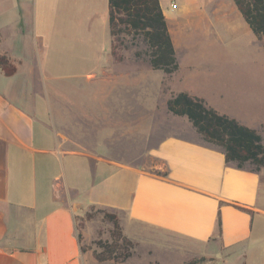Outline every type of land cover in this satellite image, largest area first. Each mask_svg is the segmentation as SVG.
I'll use <instances>...</instances> for the list:
<instances>
[{
  "label": "rangeland",
  "instance_id": "rangeland-1",
  "mask_svg": "<svg viewBox=\"0 0 264 264\" xmlns=\"http://www.w3.org/2000/svg\"><path fill=\"white\" fill-rule=\"evenodd\" d=\"M26 1L22 7L27 21L19 23L20 32L13 26L5 28L0 46L13 49L12 54L29 65L26 74L31 84L24 91L31 102L35 96L49 100V123L66 139L62 147L91 156L95 179L103 186L100 193L109 201H127L131 185L121 168L96 167L98 159L162 174L163 168L154 167L161 161L151 154L152 148L170 133L187 135L189 119L168 110L171 90L194 88L220 112L258 128L264 141V43L233 0H161L174 15L171 35L180 64L176 76L150 66L144 57L147 46L140 39L126 36L117 41L116 54L112 53L108 0H78L77 5L72 0ZM4 2L0 0V27L13 19L9 15L16 9ZM23 81L20 73L12 77L0 73V90L22 100ZM77 177L73 172L72 179ZM62 195L76 201L72 191ZM74 203L81 247L95 264H184L194 259L192 253L180 250L193 246L183 237L138 225L131 238L121 212L100 204ZM105 212L118 215L122 234L132 242L126 245L118 239V260L95 256L108 255V246L117 240L114 223ZM120 245L132 253L125 260L127 251Z\"/></svg>",
  "mask_w": 264,
  "mask_h": 264
},
{
  "label": "crops",
  "instance_id": "crops-1",
  "mask_svg": "<svg viewBox=\"0 0 264 264\" xmlns=\"http://www.w3.org/2000/svg\"><path fill=\"white\" fill-rule=\"evenodd\" d=\"M4 1L16 9L9 15L13 19L0 27L1 45L5 28L13 26L15 32L21 31L19 23L27 21L26 0ZM28 1L35 4L40 0ZM72 1V5L78 4V0ZM160 2L172 33L174 15ZM35 37L44 39L38 34ZM12 50L0 46V52H6L17 66L14 75L22 74L25 82L22 100L0 90V264L97 263L81 247L72 202L100 204L121 212L125 232L131 238L136 236L138 225L183 237L193 246L180 250L192 253L190 258L210 259L207 264H264V166L253 171L227 162L224 149L206 142L188 121L184 129L187 135L170 133L151 150L161 161L154 167L163 168L167 175L97 160L96 167L121 168L131 185L127 201H109L100 193L103 186L95 179L91 156L62 147L66 139L49 123V100L35 96L31 102L29 92L24 91L31 84L26 74L29 65ZM179 69L171 75L164 73L176 76ZM181 91L205 99L194 88L184 86L171 90L167 100ZM41 108L46 110L40 113ZM73 172L78 179H72ZM63 191L76 193V201L63 197ZM219 214L221 231L217 227Z\"/></svg>",
  "mask_w": 264,
  "mask_h": 264
},
{
  "label": "trees",
  "instance_id": "trees-1",
  "mask_svg": "<svg viewBox=\"0 0 264 264\" xmlns=\"http://www.w3.org/2000/svg\"><path fill=\"white\" fill-rule=\"evenodd\" d=\"M233 2L253 34L264 43V0ZM108 24L113 54H116L117 41L129 36L146 44L144 57L153 69L162 70L167 75L179 69L175 45L160 0H108ZM2 39L0 30V43ZM0 70L6 76H12L17 72L16 64L6 52H0ZM167 107L175 115L187 116L206 142L221 146L227 162H234L239 168H249L253 171H258L264 166V141L258 130L240 123L234 117L219 113L207 105L204 98L193 96L186 91L173 94L167 100ZM160 175H167V172ZM105 217L114 223V235L117 240L115 244L111 243L108 246V255L97 253L95 256L99 260L108 258L118 260L120 258L117 252L118 239H122L126 245L132 242L122 234L117 214L105 212ZM217 227L221 231L220 214L217 218ZM121 246L127 251L123 254L125 260L132 253L128 246ZM205 260L206 257L194 258L184 264H199Z\"/></svg>",
  "mask_w": 264,
  "mask_h": 264
},
{
  "label": "built area",
  "instance_id": "built-area-1",
  "mask_svg": "<svg viewBox=\"0 0 264 264\" xmlns=\"http://www.w3.org/2000/svg\"><path fill=\"white\" fill-rule=\"evenodd\" d=\"M172 7L175 8L176 7V4L175 3H172Z\"/></svg>",
  "mask_w": 264,
  "mask_h": 264
}]
</instances>
